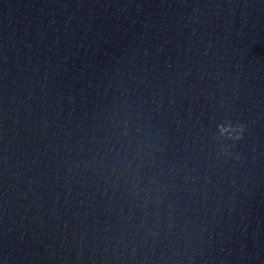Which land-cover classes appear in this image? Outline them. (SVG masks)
I'll use <instances>...</instances> for the list:
<instances>
[{
    "label": "water",
    "instance_id": "water-1",
    "mask_svg": "<svg viewBox=\"0 0 264 264\" xmlns=\"http://www.w3.org/2000/svg\"><path fill=\"white\" fill-rule=\"evenodd\" d=\"M0 264H264V0H0Z\"/></svg>",
    "mask_w": 264,
    "mask_h": 264
}]
</instances>
